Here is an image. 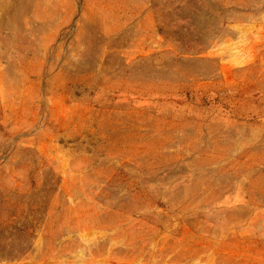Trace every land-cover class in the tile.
<instances>
[{
    "label": "rangeland",
    "instance_id": "1",
    "mask_svg": "<svg viewBox=\"0 0 264 264\" xmlns=\"http://www.w3.org/2000/svg\"><path fill=\"white\" fill-rule=\"evenodd\" d=\"M0 264H264V0H0Z\"/></svg>",
    "mask_w": 264,
    "mask_h": 264
}]
</instances>
